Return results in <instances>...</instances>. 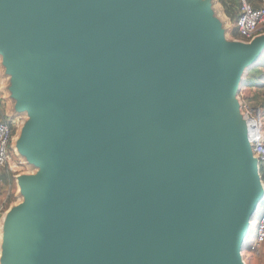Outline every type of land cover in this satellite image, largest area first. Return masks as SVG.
<instances>
[{"label":"water","instance_id":"95a60500","mask_svg":"<svg viewBox=\"0 0 264 264\" xmlns=\"http://www.w3.org/2000/svg\"><path fill=\"white\" fill-rule=\"evenodd\" d=\"M213 1L0 0L11 148L36 170L0 264H245L263 185L238 94L264 32L228 38Z\"/></svg>","mask_w":264,"mask_h":264},{"label":"built area","instance_id":"2783aa9c","mask_svg":"<svg viewBox=\"0 0 264 264\" xmlns=\"http://www.w3.org/2000/svg\"><path fill=\"white\" fill-rule=\"evenodd\" d=\"M234 1L237 3V14L233 22L237 34L236 38L249 41L257 34L264 32V3L261 7H255L252 0ZM1 98L2 90L0 85ZM242 111L244 115L250 118L251 145L253 153L258 160V171L263 185V196L256 207L258 219L253 232L254 238L252 239L253 242L249 243L251 245L250 248H253L254 245L257 246L264 242V115L259 108H252L244 101L242 102ZM17 124V118L9 122L0 121V169H5L7 175H9V170L13 168L18 169L22 165L21 162H18L19 164L13 163L11 159V156H13L11 155L13 153V149L11 148L12 131L13 127L17 126ZM1 210L2 207H0V231L4 215V213H1ZM251 222L252 219L249 221V231L251 229Z\"/></svg>","mask_w":264,"mask_h":264},{"label":"rangeland","instance_id":"374dc122","mask_svg":"<svg viewBox=\"0 0 264 264\" xmlns=\"http://www.w3.org/2000/svg\"><path fill=\"white\" fill-rule=\"evenodd\" d=\"M222 3L219 0L213 1V8L216 12V14L222 18L224 21V26L226 27V34L228 38H235L234 32L236 30L234 29L233 20L236 17V14L234 18H227L224 15V10L222 7ZM226 17V18H225ZM264 66V61H263ZM5 66L0 67V85L2 90V98L0 99V121H11L14 118H18V116L24 117L25 114H19L16 115L14 111V100L11 98V93L7 89V86L9 88V85L11 84V77L5 74ZM245 92H242L241 96H244ZM16 115V116H15ZM26 117V116H25ZM17 126L13 127L12 135H14L16 132H19V130L16 131ZM12 162L19 164L18 162H21L22 165L18 169H11L8 172V184L6 187L0 188V207H2L1 213H4L10 206H13L14 204H17L21 202V198L18 193V187L15 180V176L18 174L24 173H34L36 170L33 168L28 167L22 162V159L13 151L11 154ZM9 166V165H8ZM5 170V169H1ZM18 193V194H17ZM3 199V200H2ZM2 200V201H1ZM258 210L255 213V216L252 218L251 222V229L249 233L245 236V245L243 246L242 255L243 260L245 264H264V242L259 245H254L253 248L249 247V243L254 238L253 232L257 223L258 219Z\"/></svg>","mask_w":264,"mask_h":264},{"label":"crops","instance_id":"0c3cea01","mask_svg":"<svg viewBox=\"0 0 264 264\" xmlns=\"http://www.w3.org/2000/svg\"><path fill=\"white\" fill-rule=\"evenodd\" d=\"M252 3H253V5L255 7H261L263 5V3H264V0H252ZM235 4H236L235 10L237 12V3H236V1H235ZM222 7H223V5H222ZM222 10H224V7H223ZM224 15H225V12H224ZM233 22H234V20H233ZM263 61H264V55L261 58L259 64H262ZM259 64H257V65H259ZM253 67H251V68H253ZM251 68H248L246 70L245 77H246L247 73L251 70ZM245 77H244V80H243V82L241 84L240 91H239V94H238L239 99H240L241 102L244 101L245 103L249 104V106L252 107V108H259L261 110L262 114L264 115V66L262 65V75H261V77L263 78V80H262V83H261V87L249 88V87L244 86ZM242 92H245L244 96H241ZM16 118H14V119H16ZM2 173H5L7 175L5 170H1L0 169V174H2ZM7 184H8V175H7V180L6 181L0 180V188H2L3 186L6 187Z\"/></svg>","mask_w":264,"mask_h":264},{"label":"trees","instance_id":"16d2710c","mask_svg":"<svg viewBox=\"0 0 264 264\" xmlns=\"http://www.w3.org/2000/svg\"><path fill=\"white\" fill-rule=\"evenodd\" d=\"M224 6V12L225 15L228 18H234L236 14L235 10V1L234 0H219ZM234 35L236 36V32H234ZM262 64L256 65L251 70L247 73L244 81V86L249 87V88H254V87H261V83L263 78L261 77L262 75ZM0 180L6 181L7 180V175L5 173L0 174ZM251 245L249 244V247Z\"/></svg>","mask_w":264,"mask_h":264},{"label":"bare ground","instance_id":"6f19581e","mask_svg":"<svg viewBox=\"0 0 264 264\" xmlns=\"http://www.w3.org/2000/svg\"><path fill=\"white\" fill-rule=\"evenodd\" d=\"M2 224H3L2 226L4 227V225H5V219H3ZM251 242H253V241H251ZM242 244H245L244 241H242Z\"/></svg>","mask_w":264,"mask_h":264}]
</instances>
